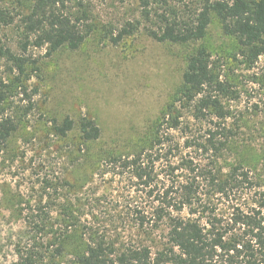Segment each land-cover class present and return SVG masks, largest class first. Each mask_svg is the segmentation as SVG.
Returning a JSON list of instances; mask_svg holds the SVG:
<instances>
[{
  "label": "rangeland",
  "instance_id": "1",
  "mask_svg": "<svg viewBox=\"0 0 264 264\" xmlns=\"http://www.w3.org/2000/svg\"><path fill=\"white\" fill-rule=\"evenodd\" d=\"M1 1L20 13L33 3ZM197 1L168 0V4L180 12L192 9ZM149 5L154 13L160 3L149 0ZM86 24L91 30L76 49L62 47L47 53L45 46H29L25 54L29 62L21 74L0 55V82L7 84L1 107L17 126L7 142L0 143V264L14 261L19 251L34 245L44 250L48 237L41 238L28 223L31 215L41 213L37 208L42 205L50 206L45 209L49 219L68 234L69 246L87 241L90 228L110 240L136 241L133 208L147 206L173 179L195 180L203 192L209 188L201 170L183 168L181 156L203 171L211 168L214 158L213 170L227 172L241 165L264 180V55L248 62L237 40L224 34L215 18L197 42L155 40L148 28H155L158 21L154 16L150 21L142 17L140 0H87ZM129 24L137 26L133 33L117 43L111 41ZM17 25L2 30L1 43L20 55L23 34ZM198 46L208 50L215 72L228 87V93L220 96L227 116L208 115L199 121L189 110L183 111L181 120L188 128L168 130L172 141L163 151L186 140L193 145L155 162L153 195L148 196L149 189L137 185L129 169L111 165L108 155L130 157L136 145L150 138L155 122L181 85L187 53ZM66 116L75 123L82 117L92 118L100 128L99 138L83 142L76 128L67 136L56 135L52 121L61 122ZM216 123L230 137L214 156L213 149L198 144L207 145L209 130ZM223 139L220 134L215 138ZM248 192L210 199L220 205L234 198L243 202ZM67 258L66 254L56 261L64 264ZM47 259L43 264H52Z\"/></svg>",
  "mask_w": 264,
  "mask_h": 264
},
{
  "label": "trees",
  "instance_id": "2",
  "mask_svg": "<svg viewBox=\"0 0 264 264\" xmlns=\"http://www.w3.org/2000/svg\"><path fill=\"white\" fill-rule=\"evenodd\" d=\"M158 2L160 6L153 13L149 0H140L142 17L150 21L154 16L158 21L155 28H148L155 40L175 44L197 42L206 36L215 18L222 32L237 40L248 62L264 55V0H198L192 9L180 12L171 8L168 0ZM86 20L87 0H33L28 10L21 13L0 0V55L10 60L21 74L29 62L25 56L29 46H45L47 53L62 47L76 49L91 30ZM16 22L23 34L20 55L1 43L2 30ZM136 27L135 24L123 27L110 37L111 41L117 43ZM5 86L6 83L0 82V143L7 142L17 127L1 107ZM227 93L228 87L215 72L208 50L203 46L193 48L186 55L181 85L155 122L150 138L136 145L130 157L108 155L109 162L129 169L135 183L148 188V196H152L155 162L167 158L173 150L181 153L184 147L193 145L186 140L181 146L175 143L163 151L165 144L172 141L168 130L188 128L181 120L185 109L199 121L208 115L225 118L228 112L220 96ZM52 127L59 136H67L76 128L83 142H94L100 136L99 126L89 117H82L77 123L69 116L61 122L54 119ZM215 127L209 130L207 145L201 143L198 147H210L217 156L227 146L230 134L220 123ZM218 134L224 137L221 142L215 140ZM183 158V168L201 170L209 188L203 192L195 180L182 183L173 179L157 192V198L154 196L156 202L133 208L131 219L139 235L136 241L110 240L90 228L87 241L69 246L68 234L61 226L59 230L54 227L49 219L45 209L50 206L42 205L37 208L42 214L31 215L28 223L41 238L48 237L44 250L34 245L19 251L17 258L7 264H43L47 258L52 264H61L56 259L66 254L69 258L64 264H264V180L241 165L232 166L227 172L213 170L216 161L211 158V168L203 171L199 164ZM244 189H248L249 195L243 202L234 198L235 201L229 199L220 205L210 199L214 195L228 199Z\"/></svg>",
  "mask_w": 264,
  "mask_h": 264
}]
</instances>
